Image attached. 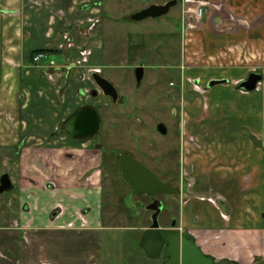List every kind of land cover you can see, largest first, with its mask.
Instances as JSON below:
<instances>
[{
    "label": "crops",
    "instance_id": "1",
    "mask_svg": "<svg viewBox=\"0 0 264 264\" xmlns=\"http://www.w3.org/2000/svg\"><path fill=\"white\" fill-rule=\"evenodd\" d=\"M98 1L0 0V187L5 175L12 184L0 193V264H101L103 232L141 230L105 225L104 153L95 137L71 134L74 113L99 106L101 93L93 94L91 71L103 63ZM207 1L210 17L222 10L233 27L236 18L255 23L264 16V0ZM246 24L238 40L227 34L211 47L221 49L214 46L220 40L222 47L249 38L252 45L262 42ZM40 51L48 58L35 63ZM256 90L231 100L223 88L209 90V113L218 106L233 108L240 120L225 123L218 138L203 135L206 119L189 121L188 144L202 145L205 158L187 155L193 185L186 194L193 196L182 202L185 190L176 188L182 203L176 229L190 231L205 254L236 264H264V88ZM214 162L223 177L219 183L212 178ZM121 204L112 208L136 221L137 209ZM161 227L172 228L167 216L161 217Z\"/></svg>",
    "mask_w": 264,
    "mask_h": 264
},
{
    "label": "rangeland",
    "instance_id": "2",
    "mask_svg": "<svg viewBox=\"0 0 264 264\" xmlns=\"http://www.w3.org/2000/svg\"><path fill=\"white\" fill-rule=\"evenodd\" d=\"M166 1L99 0L102 10L99 45L103 63L91 71L102 70L103 77L120 94L115 104L111 97L101 93L97 107L101 127L94 139L104 153L103 197L107 205L104 223L111 226L135 225L141 229L103 232L101 264H160L158 259H150L140 246L143 229L152 224L151 211L145 208L150 198L134 194L120 169V158L129 155L147 165L181 193L185 190L181 201L188 200L193 194H186V190L193 185V178L191 167L188 168L186 163L187 155L201 157V162L205 158L202 145L194 140L188 144L189 121L206 119V129H201L203 135L210 133L212 138L220 137L225 123H234L241 114L238 116L233 108L224 109L220 103L221 109L218 106L209 113V90H227L228 100L234 96H247L251 92L240 89V83L251 73L264 74V32H260L264 31V16L255 17V23L250 18H236V27H233L232 17L226 18L222 10L212 7L213 11L216 9L212 17L205 10L204 16L199 19L189 10L192 4L179 0V4L162 17L132 20L137 12L152 4H165ZM227 19L230 23L223 24ZM245 21L255 27V36L261 34L262 42L255 40V45H252L249 38L246 43L222 47L224 42L220 40L221 43L214 46L219 45L221 49L211 47L212 42L225 38L227 34L238 40L237 32L243 25L247 26ZM248 35L253 33H244V36ZM142 65L146 68V75L139 85L135 70ZM223 77L228 80H220ZM214 80L219 83L212 85ZM94 84L92 87L97 89ZM262 88L264 83L261 82L255 94ZM162 123L167 126L168 134L159 132L158 127ZM211 124L217 127L211 130L208 128ZM234 127V132L238 134L237 127ZM230 130L227 129L228 132ZM217 170V162H214L215 176L212 178L219 183L223 177H218ZM157 197L165 205L173 204V214L169 212L167 216L169 219L178 216L182 205L179 197ZM123 202L129 208L137 209L136 221L124 219L121 209L112 208L113 205L119 207ZM216 258L222 259L220 256Z\"/></svg>",
    "mask_w": 264,
    "mask_h": 264
},
{
    "label": "water",
    "instance_id": "3",
    "mask_svg": "<svg viewBox=\"0 0 264 264\" xmlns=\"http://www.w3.org/2000/svg\"><path fill=\"white\" fill-rule=\"evenodd\" d=\"M178 4V0H171L166 4H153L148 8L137 12L132 16L134 21H142L147 18L162 17ZM146 69L142 65L135 70V76L140 85L145 78ZM93 79L97 87L107 97H111L116 104L119 101V91L106 78L99 73L93 74ZM263 81V75L251 73L249 77L242 81L239 88L252 92L258 88ZM219 83L212 82V85ZM99 94V91H96ZM72 135L78 138H90L99 133L101 127V116L96 108L85 106L81 108L70 121ZM159 132L167 134L168 129L165 124H160ZM120 167L124 179L128 182L136 193L155 194L157 192H170L173 188L164 183L149 167L142 165L131 156L125 155L120 159ZM12 188L11 180L5 175L1 180L0 193ZM158 201L147 207L148 210L155 211L152 216V225L145 230L140 242L141 248L150 259H162V264H236L229 259L217 260L211 255L205 254L202 248L197 245L195 237L190 231L176 229V223L170 229L162 228L159 222V215L163 207H157Z\"/></svg>",
    "mask_w": 264,
    "mask_h": 264
},
{
    "label": "flooded vegetation",
    "instance_id": "4",
    "mask_svg": "<svg viewBox=\"0 0 264 264\" xmlns=\"http://www.w3.org/2000/svg\"><path fill=\"white\" fill-rule=\"evenodd\" d=\"M207 1V0H206ZM210 2V1H209ZM211 3V2H210ZM97 5L99 6L100 5V2L98 1L97 2ZM153 5V4H152ZM211 5V4H210ZM101 16L102 15H100V17L98 18V19H101ZM96 91H99V93H103L98 87H97V89H95L94 91H93V94L96 92ZM98 94V93H97ZM80 110V108L75 112V113H77L78 111ZM75 113H74V115H75ZM73 115V116H74ZM99 134V133H98ZM97 134V135H98ZM96 135V136H97ZM96 136H94V137H96ZM121 159V158H120ZM131 186V185H130ZM132 188V187H131ZM132 190H133V192H134V194L136 195V196H147L148 198H150V202H149V204L148 205H146L145 204V208H147L148 206H150L151 204H153L155 201H158V205H157V207H163V210H162V213L159 215V222H160V225H161V217L163 218L164 217V215L165 216H169L168 215V213L169 212H171V210L173 211V208H174V206H173V204H168V205H165L164 203H163V201L161 200V198H159V197H157L158 195H165V196H170V197H176L177 195H178V190L176 189V188H174L173 187V189L170 191V192H157V193H155V194H148V193H141V194H138V193H136L135 192V190L132 188ZM151 211V218H152V216L155 214V211H153V210H150ZM176 223V228L178 227V223H177V219H176V217H174V216H172V217H170V219H169V224H170V226L171 227H173V223Z\"/></svg>",
    "mask_w": 264,
    "mask_h": 264
},
{
    "label": "built area",
    "instance_id": "5",
    "mask_svg": "<svg viewBox=\"0 0 264 264\" xmlns=\"http://www.w3.org/2000/svg\"><path fill=\"white\" fill-rule=\"evenodd\" d=\"M187 3L192 4L193 6L189 8L190 12L195 13L199 19L204 16L205 8L210 6V2L206 0H186ZM200 16V17H199ZM195 17V16H194ZM68 35L66 38L68 39ZM72 45V43H70ZM88 54V52H87ZM48 55L45 52H40L34 57V62L39 63L44 59H47ZM93 73H101L100 69L92 70Z\"/></svg>",
    "mask_w": 264,
    "mask_h": 264
},
{
    "label": "trees",
    "instance_id": "6",
    "mask_svg": "<svg viewBox=\"0 0 264 264\" xmlns=\"http://www.w3.org/2000/svg\"><path fill=\"white\" fill-rule=\"evenodd\" d=\"M41 52V51H40ZM37 53H39V52H37Z\"/></svg>",
    "mask_w": 264,
    "mask_h": 264
}]
</instances>
